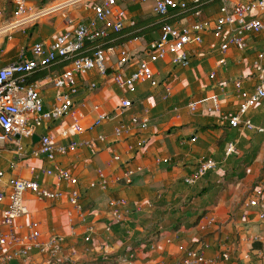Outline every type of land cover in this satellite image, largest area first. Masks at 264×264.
<instances>
[{"label":"crops","instance_id":"obj_1","mask_svg":"<svg viewBox=\"0 0 264 264\" xmlns=\"http://www.w3.org/2000/svg\"><path fill=\"white\" fill-rule=\"evenodd\" d=\"M10 1V8L9 6L8 9L6 8L8 16L13 6V0ZM63 1L66 0H31V4L38 9L54 6ZM0 2L3 7L1 0ZM129 3L142 6L130 16V22L142 19L140 16L143 13L147 17L153 15V0H145L142 3H132L129 0ZM218 8V4L215 3L204 9V16L215 18L218 15ZM126 9L129 20V11L127 7ZM91 16L92 12L87 6H72L45 20L39 26L36 38L51 41L47 35L50 32L48 27L60 34L68 29L66 24L68 18L87 21ZM161 36L162 31H159L124 45L142 51L150 42L160 39ZM259 38L261 45L258 43ZM13 40L9 41L5 36H0V62L3 65L8 64L6 63L8 57L16 53ZM263 46L264 39L255 37L251 41L250 50L241 52L233 49L229 54L228 65L220 66L217 42L212 37H206L201 47L190 51L192 62L189 68H174L165 61L153 64V69L158 73L160 86L154 89L148 84H141L135 94L120 91L110 79H101L96 72H92L89 76L92 77L91 81L98 84L99 93H90L85 86L81 91V97L90 105L100 104L103 110L114 114L118 111L122 97L134 103L133 107L124 114L119 115L117 112L112 125L107 124L104 131L96 133L106 135L108 143H97L96 147L83 146L67 156L58 157L57 165L72 171L80 180L78 188L84 196V208L88 215L86 225L92 224L95 227V234L91 235L90 241H86L89 236L84 231L86 225L80 222L77 216L71 215L72 207L69 204L40 202L33 194L28 193L25 199L29 214L22 219V223L29 224L32 221L40 223V244L44 249L35 250L30 256V263L46 264L45 262L51 260L66 264H116L126 255L125 253L135 251L138 255L136 264H175L181 257L178 252L179 245H195L202 241L210 245L209 257L214 258L228 253L231 256L228 264H247L250 256L242 249L245 242L238 240V233L233 229V224L238 227L246 223L242 216L245 201L241 200L240 204L236 205L239 196L237 192L233 193L225 186L220 189L225 167L220 166L217 171L207 175L195 186L185 185L183 179L204 159L222 162L220 159L225 154L227 143L234 140L239 148L250 143L261 146L259 153L263 160L261 167L256 162L247 163L246 166H232L234 170L237 168L241 170L240 174L243 177L241 184H246L250 177L257 176L260 168L261 174L264 173V133L255 132L257 136L251 137L246 131L230 129L224 120V117L236 114L241 101L233 82L242 81L246 90H252L256 81L252 76V65L257 50ZM141 58L146 59L147 56L141 54ZM63 70L64 67L54 66L48 71L47 77L36 81L46 109L52 106L57 94L51 78ZM131 71L129 70L128 73ZM213 72L216 76L211 79L210 75ZM165 85L172 87V94L166 101L164 100ZM214 96L220 99L221 110L209 114L207 109L212 105L211 98ZM189 102L198 104L195 113L189 111ZM147 110L152 120L148 131L123 140L114 137L115 126L120 122H128L132 115H144ZM86 113L87 121L95 116L90 109ZM251 117L257 126L264 125V100L252 110ZM62 127V125L58 126L55 130ZM96 134L73 135L72 139L84 142L95 138ZM140 144L143 145L139 154L137 150L129 151V147L140 148ZM113 154L120 155L123 161L134 157L131 165H141L144 171L135 176L131 186L124 183L112 184L108 189L103 190L96 185L100 172L113 179L127 168L126 165L113 163L109 165ZM0 157H2L1 188L7 187L9 181L15 177H30L40 181L44 186L52 184V180L40 175L38 169L32 174L25 167L26 165L40 167L42 161L29 159L20 164V169L13 170L10 168L11 162H6L10 158L8 151L4 150L0 153ZM161 158L170 159V163L157 164V159ZM118 198L128 202L129 223L114 226L112 231L108 232L105 229L110 217L108 203L111 199ZM231 208L237 211V221L234 219L221 226L217 223H209L213 217L217 222L218 218H225ZM262 208L264 210V205ZM182 215L183 219L180 226H177L178 229H169L168 226L173 218ZM201 215L203 218L194 226ZM250 220L251 223H258L260 230L264 232V224L258 221L257 216L252 215ZM141 221L143 222L139 227L141 234L136 237L135 224ZM250 232L257 231L250 229ZM175 235H179V239L172 244H166L163 240L164 237L174 238ZM53 236L64 237L65 241L48 248L47 244ZM143 238L147 240L142 241Z\"/></svg>","mask_w":264,"mask_h":264},{"label":"built area","instance_id":"obj_2","mask_svg":"<svg viewBox=\"0 0 264 264\" xmlns=\"http://www.w3.org/2000/svg\"><path fill=\"white\" fill-rule=\"evenodd\" d=\"M88 1L87 9L92 16L87 21H77L72 18L66 20L68 29L58 34L51 41H37L28 51H22L15 62L6 65L0 62V153L12 145L14 160L10 168L18 170L21 163L32 159L42 161V166L26 165L32 174L38 169L39 174L52 180L50 186H44L40 181L30 177H15L9 181L7 187H0V264H28L31 254L35 250H44L40 244L41 230L38 221L29 224L22 223V219L29 214L25 196L33 194L40 202H64L72 207L71 215L77 216L84 225L88 222V215L84 208V196L78 188L79 178L70 170L57 165L59 156H67L77 149L88 146L96 147L97 143H108L104 134H96L99 128L112 121L111 114L103 110L100 104L90 105L81 97V91L86 87L90 93L98 89V84L82 81L92 72H96L101 79H110L119 90L124 93L135 94L141 84H148L151 88H158L160 80L153 64L165 61L174 68L186 69L191 66L193 48L201 47L206 37H212L218 46L220 66L228 65L229 54L233 49L247 52L251 49V41L255 37H264V0H153V15H165L172 10H182L189 5L204 1H215L218 4V15L215 18L204 16V9L197 10L192 16L174 25H166L161 31L160 39L150 42L142 51L128 46L112 47L107 50L98 48L91 55L75 57L85 44L95 39L108 36L110 33L120 32L129 22L126 7L122 0H66L50 7L35 8L31 0H13L10 15L5 20V13L0 2V36L13 40V34L30 24ZM132 3H142L145 0H131ZM171 35L172 40L166 36ZM137 40V39H136ZM145 54L147 58H141ZM116 60H115V58ZM71 60L61 73L51 78L57 94L49 109L40 95V87L36 82H30L31 76L50 68L57 62ZM115 61L114 63L112 61ZM129 70H132L130 73ZM216 73L210 75L214 79ZM252 76L256 78L252 90H246L242 81H235L234 86L240 98V105L236 114L224 117L232 130L241 132L264 133V125L257 126L252 117V110L264 100V46L257 50L256 59L252 65ZM164 100L172 94V87L165 85ZM212 105L208 107L209 114L221 110L218 97L211 98ZM134 103L122 97L118 107L119 115L133 107ZM95 116L88 120L87 110ZM191 113L198 110V104L189 102ZM152 120L148 114L132 115L127 122H120L115 126L113 135L117 140L143 133L151 128ZM63 126L55 130L58 126ZM43 129V130H40ZM96 134L95 138L79 142L72 139L73 135ZM38 135V143L33 137ZM67 143H63L66 142ZM193 142L195 139L192 140ZM137 150L141 152V147ZM237 142L229 141L224 159L219 162L214 159H204L198 163L192 173L185 176L183 181L187 186L197 185L209 173L215 171L221 164L227 163L236 152ZM134 157L123 161L118 154H113L110 164L126 165L127 168L113 179H109L102 172L96 185L103 190L112 184H126L131 186L135 176L143 173L141 165L132 166ZM157 164H169L170 159H157ZM47 163V164H46ZM66 187V189H63ZM106 231L111 232L114 226L129 223L128 202L125 199H111ZM264 177L256 184L246 197L242 213L246 223L252 215L264 224ZM210 224L217 223L215 217ZM86 241H90L95 234V227L86 225ZM179 239V235L164 237L166 244H172ZM64 237L53 236L47 247H55L64 242ZM242 241L260 248L256 250V257L260 264H264V232L252 233L247 231ZM262 246V247H261ZM210 245L198 242L195 245L181 244L178 246L180 258L175 264H228L231 256L224 253L218 257L208 256ZM137 253L131 251L120 258L116 264H136Z\"/></svg>","mask_w":264,"mask_h":264},{"label":"rangeland","instance_id":"obj_3","mask_svg":"<svg viewBox=\"0 0 264 264\" xmlns=\"http://www.w3.org/2000/svg\"><path fill=\"white\" fill-rule=\"evenodd\" d=\"M1 1L3 4V7L2 6L1 7L5 13V20H7V17H8L7 12L8 11H6V8L8 9V6L10 8L11 1L10 0H1ZM121 4L124 6L126 5V7L128 8L129 22L131 20L130 16H132V14H134V12H136L138 9L142 8L141 5H130L129 0H122ZM79 5L88 6L89 2L84 1V2L78 3L77 5H74V6H79ZM141 15L142 16H140V18L147 17V15L144 13ZM49 17L50 16L42 18L40 21H38L34 24H30V25H28L22 29H19L13 34V39H14L13 43H14V46H16L14 50L16 53H14L15 55L12 54V57L10 55V57H8V60L6 63H11V62L17 61L19 58L20 52L28 51L29 48L31 47V45L33 43H35L36 41H42L40 39H37L36 35H38V33H39V26L43 22H45V20L49 19ZM136 19H139V18L136 17ZM47 29H49L48 31H50L47 33L49 40L54 39L58 35V33L55 32V30H53L52 28L48 27ZM261 37L263 40L264 37L263 36H261ZM45 40H48V39L44 38V41ZM258 43H259V45H261V38L258 39ZM14 46H12V47H14ZM259 49H262V48H259ZM115 60H116V58H115ZM112 62L114 63L115 61L113 60ZM88 79H92V77L88 76L86 78H82V81H88ZM98 93H99V87L95 91V94H98ZM110 114H111V117L114 118L115 114H117V112H114V114L110 112ZM112 123H113L112 121L107 122L104 126L99 128L97 131H99V132L104 131L105 126L107 124L112 125ZM40 130H43V129H40ZM246 134L248 136H251V137L257 136V133H255V132H246ZM234 141H236V140H234ZM247 143H248V141H247ZM13 148H14V146H12V145L7 146L8 155L10 156V158H8L6 160V162H8V163L13 160V156H14L13 155ZM242 152H244V153H242ZM259 153H261V146L260 145H253L250 143V144H246V145L244 144V146L242 148H239L237 145L236 152L229 158L227 163L220 165V166L225 167V171H224V173L221 177V181H220V189H222V187L224 188V186H225V187L229 188L233 193L237 192V195H239V196L237 197L238 199L235 202L236 205H239L241 200H243L242 202L245 201L246 197L250 194V192L253 190V188L256 186V184L260 181V179H262L264 177V173L261 174V168H260V172L258 174H256L257 176H255V177L252 176V177H250L249 180H247L246 184L245 183L241 184V180L243 178L242 175L240 174L241 170L238 168L236 170H234L232 166H235V167L238 165L246 166L247 163L256 162L261 167V161H263V160H261V154L259 156ZM4 154H6V153L4 152ZM258 156H259V158H258ZM223 159H224V155L222 156V158L220 160L223 161ZM0 160H2V157H0ZM219 167L215 171H217L219 169ZM215 171H212V172H215ZM236 212L237 211L235 208H231V210L228 211V214L225 218L224 217L220 218V219L218 218V222H217L218 226L219 225L221 226L225 222H232L234 219L237 221V218H236L237 213ZM182 219H183V215L181 217L173 218V220L170 222L168 228L173 229V230H175V229L177 230L178 229L177 226H180V222ZM142 221L138 222V224H135V225H137V226H135V228H136V233H135L136 235L135 236L136 237L141 234L139 227L143 224ZM233 229L236 230V232L238 233L237 237H238V240H240V241H242L243 237L246 235L247 231L250 229H254L257 232L261 231L260 225L258 223H251V222L244 223L243 225H239L238 227L233 224ZM151 232H153V231H151ZM261 232H263V231H261ZM146 240H147V238L142 239V241H146ZM258 248H260V246H258V245L251 246L247 243H243V246H242L243 251H245V253L250 256L249 262L247 264H260L257 257H256V250ZM127 253H125V254H127ZM125 254H123V255H125ZM45 263L46 264H66V263L58 262V261L53 262L51 260H49ZM12 264H20V263H12ZM28 264H31L30 258L28 260Z\"/></svg>","mask_w":264,"mask_h":264},{"label":"trees","instance_id":"obj_4","mask_svg":"<svg viewBox=\"0 0 264 264\" xmlns=\"http://www.w3.org/2000/svg\"><path fill=\"white\" fill-rule=\"evenodd\" d=\"M215 1H204L198 4L189 5L188 8L182 10H172L165 15H151L134 22L127 24L120 32L110 33L108 36L89 41L85 44L81 51L76 54L77 57H85L91 55L96 49H109L112 47H119L136 39L142 38L146 35L161 31L166 25H174L192 16L199 9H206ZM71 63V60L57 62L50 68L56 66L63 68ZM50 68L34 73L30 82H36L47 77ZM203 215L199 216L194 226L198 225Z\"/></svg>","mask_w":264,"mask_h":264},{"label":"water","instance_id":"obj_5","mask_svg":"<svg viewBox=\"0 0 264 264\" xmlns=\"http://www.w3.org/2000/svg\"><path fill=\"white\" fill-rule=\"evenodd\" d=\"M166 39H167V40H172V36H171V35H167V36H166ZM39 140H40V137H39L38 135H35V136L33 137V142H34V143H38Z\"/></svg>","mask_w":264,"mask_h":264}]
</instances>
